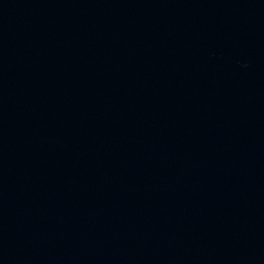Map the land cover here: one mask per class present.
Returning a JSON list of instances; mask_svg holds the SVG:
<instances>
[{
	"label": "water",
	"instance_id": "obj_1",
	"mask_svg": "<svg viewBox=\"0 0 264 264\" xmlns=\"http://www.w3.org/2000/svg\"><path fill=\"white\" fill-rule=\"evenodd\" d=\"M0 264H264V0H0Z\"/></svg>",
	"mask_w": 264,
	"mask_h": 264
}]
</instances>
